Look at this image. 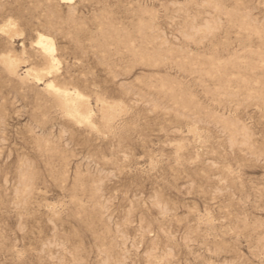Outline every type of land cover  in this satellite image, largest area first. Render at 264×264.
<instances>
[{"label":"rangeland","instance_id":"obj_1","mask_svg":"<svg viewBox=\"0 0 264 264\" xmlns=\"http://www.w3.org/2000/svg\"><path fill=\"white\" fill-rule=\"evenodd\" d=\"M0 264H264V0H0Z\"/></svg>","mask_w":264,"mask_h":264},{"label":"bare ground","instance_id":"obj_2","mask_svg":"<svg viewBox=\"0 0 264 264\" xmlns=\"http://www.w3.org/2000/svg\"><path fill=\"white\" fill-rule=\"evenodd\" d=\"M41 43L44 45V47H46L47 49H52V42L49 39H46L44 37H41ZM45 49V48H44Z\"/></svg>","mask_w":264,"mask_h":264}]
</instances>
